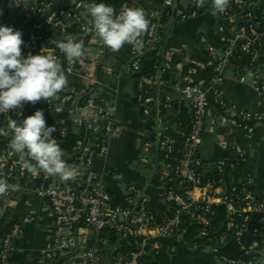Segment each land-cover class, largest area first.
Segmentation results:
<instances>
[{
    "label": "built area",
    "instance_id": "2783aa9c",
    "mask_svg": "<svg viewBox=\"0 0 264 264\" xmlns=\"http://www.w3.org/2000/svg\"><path fill=\"white\" fill-rule=\"evenodd\" d=\"M93 2L0 0V24L9 26L10 10L17 16H23L24 20L19 24L25 41L22 53L39 54L43 48H51L58 60L64 54L51 44L57 35L68 37L74 30L81 40L96 36L92 19L86 14V8ZM99 2L109 4L110 0ZM191 2L189 10L180 11V0H163L162 8L154 12L143 9V0L125 3L123 7L142 9L148 21L145 37L139 38L140 51H135L130 45V59L126 65L128 73L132 76L139 73L144 55L151 51L171 59L172 54L163 42L166 24L197 18L204 7L198 6L199 0ZM217 17L216 41L204 35L200 39L213 65L214 75L209 80L196 81L188 74L190 80L175 85V90L190 108L186 122L162 117L160 109L166 108L167 104L158 103L152 96L154 88L164 85L170 65L157 66L153 76H140L135 80L137 106L146 118L154 119L156 124L158 154L154 177L162 206L158 218L150 210V199L145 189L131 188L125 205L121 206L113 204L102 187L96 160L109 153L110 143L120 131L115 114L104 107H97L93 119L86 110L85 116L76 119L73 105L77 96L72 90L60 95L58 101L44 102L45 106L40 109L43 112L57 102L55 109H61L59 112L56 110L57 113L64 109L69 113L67 119L58 120L55 124L46 122V126L56 127L53 138L59 145L68 138L70 124L73 128L86 126L88 129L94 125L99 133L88 134L85 141L68 152L69 156L63 155L66 164L74 169L73 178L67 181L59 179L40 190L54 218L51 246L42 264H73L66 258L72 253L79 256L82 264H156L162 250L172 256L183 251L205 249L217 255L221 264H259L264 258V200L254 195L252 178L248 175L244 181L235 180L237 164L227 165L222 161L205 164L200 158L201 139L206 118L212 110V99L219 106L217 110L231 115L234 126L248 135L254 133L257 125H264V79L260 70L264 61V0H227L226 10ZM243 57L249 59L254 72V84L262 103L260 111L230 105L219 90L226 71ZM77 62L78 59L68 61V68L72 70ZM82 73L92 85L99 84L92 69L85 68ZM20 111L23 116L28 115ZM20 111L6 113L7 121L22 119ZM7 151V155L0 158V178L10 182L17 178L26 180L48 176L39 170L28 172L19 155L11 147ZM9 194L8 191L0 195V209L2 199ZM256 222L260 227H255ZM19 231L20 226L16 225L5 235L0 249V264H9L8 253ZM232 242L242 253L239 259L221 254V249Z\"/></svg>",
    "mask_w": 264,
    "mask_h": 264
},
{
    "label": "crops",
    "instance_id": "0c3cea01",
    "mask_svg": "<svg viewBox=\"0 0 264 264\" xmlns=\"http://www.w3.org/2000/svg\"><path fill=\"white\" fill-rule=\"evenodd\" d=\"M191 1L180 0L179 10H189ZM142 5L146 12H154L162 8L163 0H143ZM218 25L217 15L213 16L210 11V0H207L197 18L166 24L163 42L167 51L177 58V62L174 66L171 65L170 72L164 77V85L153 91L152 96L158 103L167 104L166 108L160 109L162 117L177 120L189 115V105L175 90V85L190 80L188 73H184L186 66L196 65L203 70L210 68L211 62L200 39L204 35L216 41ZM55 38L82 41L84 45L83 55L78 58L72 70L68 68V60L64 55H59L58 58L68 79V84L58 94L75 91L77 100L73 108L76 119L78 116H85V110L93 119L96 108L104 107L115 114L119 123L120 131L112 139L109 153L96 160V169L104 191L111 197L113 204L124 206L131 188L145 189L150 199V210L158 218L162 206L158 183L154 177L158 154L156 124L154 119L146 118L141 113L136 103V81L126 70L130 59V45L125 44L121 49L113 50L105 46L97 36L79 39L74 30L68 37L57 35ZM85 68L93 70L99 84L92 85L84 78L82 72ZM260 68L264 79V61ZM229 70L219 87L223 99L240 109L260 111L261 97L254 84V72L249 59L243 57ZM44 102L41 99L36 103ZM5 128L3 126L0 129ZM78 128H74L75 133H84L85 139L88 134L99 133L94 125L90 129L86 126ZM10 139V135H0V158L7 155ZM140 150L149 154L154 162L148 179L141 174L136 175L130 169ZM62 153L69 156L66 151L62 150ZM200 158L205 164L220 161L227 165L241 164V170L238 175H234V179L244 181V177L249 175L253 180L251 189L254 195L264 200V125H257L254 133L248 135L234 126L231 115L212 109L206 118ZM143 162L147 163V159H143ZM59 179L58 176H42L41 179L17 178L8 182L17 187L10 190L9 196L1 201L0 249L5 235L16 225L20 226L8 253L9 264H42L43 257L51 246L54 218L49 203L41 196L40 190ZM66 258L73 264H82L75 253Z\"/></svg>",
    "mask_w": 264,
    "mask_h": 264
},
{
    "label": "clouds",
    "instance_id": "9594fccd",
    "mask_svg": "<svg viewBox=\"0 0 264 264\" xmlns=\"http://www.w3.org/2000/svg\"><path fill=\"white\" fill-rule=\"evenodd\" d=\"M206 2L199 0L198 6L204 7ZM226 6L227 0H210L213 16L223 13ZM86 14L91 17L93 30L105 46L119 50L129 44L135 51H140L139 38L148 27L142 9L125 6L117 14L112 6L94 0L86 8ZM22 36L20 30L0 24V113L20 111L25 103L35 104L41 99L48 103L58 101V93L68 84L65 71L51 48H43L39 54L24 55ZM51 44L69 62L83 55L82 41L52 40ZM56 110L59 112L61 109L57 107ZM20 114L22 119H9L7 129H0V135L11 136L9 146L19 155L23 167L30 173L39 170L64 181L73 178L74 169L66 164L61 147L53 138L57 129L46 126L43 110H36L26 117L21 111ZM16 187L0 178V195Z\"/></svg>",
    "mask_w": 264,
    "mask_h": 264
},
{
    "label": "trees",
    "instance_id": "16d2710c",
    "mask_svg": "<svg viewBox=\"0 0 264 264\" xmlns=\"http://www.w3.org/2000/svg\"><path fill=\"white\" fill-rule=\"evenodd\" d=\"M128 0H110V3L108 5L112 6L116 13H119L122 7L127 3ZM9 26L14 27L17 30H20L22 32V28L19 24L22 23L24 20L23 16H17V14L13 11H9ZM4 23V21L2 22ZM144 36V32L141 35ZM23 49V46H22ZM175 62H177V58L175 56H171V59L169 60L166 56H158L156 54V51L148 52L144 55L142 64H141V70L139 73L135 74L133 77L135 80L140 78V76H153L156 73V67L160 65H175ZM191 70H194V72L190 73ZM185 74H190L191 78H193L196 81H206L209 80L214 75L213 65L210 66V68L203 70L196 65H189L185 67L184 70ZM59 96L62 94H58ZM57 102H53L50 109H47L44 112L45 120L49 124H55L58 120L67 119L69 117V113L66 109H64L61 113L56 112V105ZM41 105L42 107L45 106V103H35V104H24L23 108L20 110H23L28 113L27 116H31L34 114L36 110H40ZM70 106V105H69ZM219 106L214 103V100H211V108L217 109ZM19 110L11 111L16 112ZM26 117V116H25ZM188 119V116L185 118L180 117L176 121L178 122H186ZM8 121H7V115L4 113H0V128L6 127L7 128ZM70 132L68 135V138L60 144L61 150L69 152L74 150L79 143L85 141V134H77L74 131L73 125L70 124ZM89 138V137H88ZM241 164L236 165V172L235 174L238 175L239 171L241 170ZM259 222H256L254 225L255 227H260ZM259 239V238H258ZM260 240V239H259ZM221 254L223 256L229 257V258H235L239 259L242 257V253L239 249V246L232 242L228 246H225L221 249ZM156 264H221L217 255L214 253L207 251L205 249H201L197 252H190V251H183L176 255H169L166 253L165 250H162L160 255L157 256V261H155ZM259 264H264V258L260 259Z\"/></svg>",
    "mask_w": 264,
    "mask_h": 264
},
{
    "label": "rangeland",
    "instance_id": "374dc122",
    "mask_svg": "<svg viewBox=\"0 0 264 264\" xmlns=\"http://www.w3.org/2000/svg\"><path fill=\"white\" fill-rule=\"evenodd\" d=\"M230 70L228 69L226 71L229 73ZM133 163L130 165V169L136 174L143 175L144 178L148 179L150 176L152 169L154 167V162L149 154L144 153V151L140 150L139 154H137V157H134ZM143 159H147V163L143 162Z\"/></svg>",
    "mask_w": 264,
    "mask_h": 264
}]
</instances>
